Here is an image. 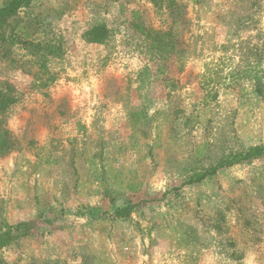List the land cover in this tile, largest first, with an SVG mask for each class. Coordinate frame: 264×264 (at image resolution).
<instances>
[{"label": "rangeland", "instance_id": "1", "mask_svg": "<svg viewBox=\"0 0 264 264\" xmlns=\"http://www.w3.org/2000/svg\"><path fill=\"white\" fill-rule=\"evenodd\" d=\"M258 79L264 0L23 5L0 24V264H264V158L213 172L264 145Z\"/></svg>", "mask_w": 264, "mask_h": 264}, {"label": "trees", "instance_id": "2", "mask_svg": "<svg viewBox=\"0 0 264 264\" xmlns=\"http://www.w3.org/2000/svg\"><path fill=\"white\" fill-rule=\"evenodd\" d=\"M31 1L33 0H8L5 5L0 8V24L3 25V23L7 22L18 9H20L23 5L28 6ZM92 34L93 38L91 39V42H105L107 33L104 28L97 27L92 31ZM260 81V79H258L257 81V93L262 96L264 95V91L263 88L260 86ZM261 158H264V145L250 147L244 150L242 153H238L235 156H230L226 159H222L213 172H216L218 169L223 168L225 166H231L236 163L252 161ZM205 177L206 175H202L201 177H198L195 180L197 182L202 181ZM14 238L15 237L12 230L0 232V247L9 245Z\"/></svg>", "mask_w": 264, "mask_h": 264}]
</instances>
